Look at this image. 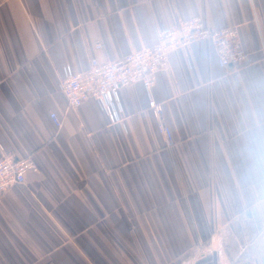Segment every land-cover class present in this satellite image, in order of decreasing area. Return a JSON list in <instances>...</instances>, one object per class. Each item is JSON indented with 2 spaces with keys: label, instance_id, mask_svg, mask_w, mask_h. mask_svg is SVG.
<instances>
[{
  "label": "crops",
  "instance_id": "obj_1",
  "mask_svg": "<svg viewBox=\"0 0 264 264\" xmlns=\"http://www.w3.org/2000/svg\"><path fill=\"white\" fill-rule=\"evenodd\" d=\"M190 18L236 28L246 61L203 39L119 88L115 119L68 105L66 69ZM0 146L38 166L0 197V264H264V0H0Z\"/></svg>",
  "mask_w": 264,
  "mask_h": 264
},
{
  "label": "built area",
  "instance_id": "obj_2",
  "mask_svg": "<svg viewBox=\"0 0 264 264\" xmlns=\"http://www.w3.org/2000/svg\"><path fill=\"white\" fill-rule=\"evenodd\" d=\"M203 39L213 45L221 67H236L246 61L247 53L236 28L213 30L205 27L199 18H190L177 26L159 29L152 46L110 61L100 62L92 57L89 68L83 72L66 69L60 87L70 107L80 106L93 98L106 105L115 119L119 88L139 82L146 89H151L157 72L168 67L170 52ZM102 46V43H96V48ZM148 105L154 116L161 119L162 105L152 98ZM51 117L57 126H61L55 113H51ZM159 129L170 138L169 130L162 121L159 122ZM37 169L30 156L15 157L0 146V197L12 186L22 183L28 171Z\"/></svg>",
  "mask_w": 264,
  "mask_h": 264
}]
</instances>
